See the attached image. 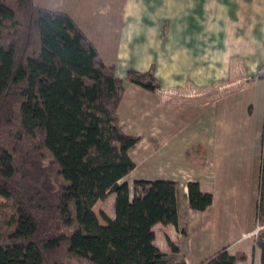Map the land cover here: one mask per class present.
<instances>
[{
	"label": "trees",
	"instance_id": "trees-1",
	"mask_svg": "<svg viewBox=\"0 0 264 264\" xmlns=\"http://www.w3.org/2000/svg\"><path fill=\"white\" fill-rule=\"evenodd\" d=\"M127 83L160 88L155 67L119 78L69 14L0 0V264H186L155 245V225L188 218L179 215L180 184L136 180L131 198L121 182L141 140L119 116ZM187 155L203 158L198 147ZM187 188L192 210L211 206L199 183ZM111 195L115 218L103 214L102 224L94 208ZM257 220L264 225V146ZM256 247L264 264V229ZM245 259L222 248L199 264Z\"/></svg>",
	"mask_w": 264,
	"mask_h": 264
},
{
	"label": "crops",
	"instance_id": "crops-1",
	"mask_svg": "<svg viewBox=\"0 0 264 264\" xmlns=\"http://www.w3.org/2000/svg\"><path fill=\"white\" fill-rule=\"evenodd\" d=\"M33 1L69 14L119 78L155 67L160 88L127 83L119 106L125 132L141 139L121 181L131 198L136 180L181 186L179 215L188 218L155 225V245L172 263L199 264L222 248L243 252L239 264H252L254 252L261 263L248 235L258 225L264 146V0ZM193 147L202 159L188 157ZM189 182L213 195L205 211L189 207Z\"/></svg>",
	"mask_w": 264,
	"mask_h": 264
},
{
	"label": "rangeland",
	"instance_id": "rangeland-1",
	"mask_svg": "<svg viewBox=\"0 0 264 264\" xmlns=\"http://www.w3.org/2000/svg\"><path fill=\"white\" fill-rule=\"evenodd\" d=\"M112 198L114 199L115 197L112 196ZM111 200H112L111 197L110 198H107V200H105L103 202H100V204L99 205H96L95 208H94V210H95L96 214L98 215L99 220H100V222L102 224H105V221H104V219L102 217L103 214L107 215L108 217H112L113 215H115L114 205L112 204ZM0 201H2L1 198H0ZM255 230H256V228L252 231V233ZM257 236H258V234L257 235H255V234H252L251 235V237L253 239H255V241L257 239ZM239 253H243V252H239ZM69 264H79V263H77L75 261H71ZM252 264H257V259H256V253L255 252L252 254ZM259 264H261L260 263V260H259Z\"/></svg>",
	"mask_w": 264,
	"mask_h": 264
},
{
	"label": "built area",
	"instance_id": "built-area-1",
	"mask_svg": "<svg viewBox=\"0 0 264 264\" xmlns=\"http://www.w3.org/2000/svg\"><path fill=\"white\" fill-rule=\"evenodd\" d=\"M262 229H264V225L261 226L260 224H258L256 230L252 234L257 235ZM252 234H249L248 236H251Z\"/></svg>",
	"mask_w": 264,
	"mask_h": 264
}]
</instances>
